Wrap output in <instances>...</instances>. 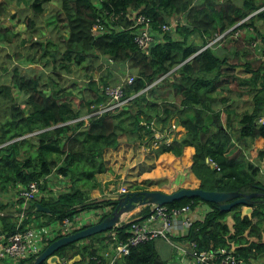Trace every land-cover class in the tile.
Listing matches in <instances>:
<instances>
[{"label": "trees", "instance_id": "16d2710c", "mask_svg": "<svg viewBox=\"0 0 264 264\" xmlns=\"http://www.w3.org/2000/svg\"><path fill=\"white\" fill-rule=\"evenodd\" d=\"M13 4L29 7L30 18L23 29L18 16L9 15L7 0H0V49L17 43L1 63L5 65L14 57L41 68H29L27 74H22L17 65L11 71L0 65L4 72L0 82V196L12 194L18 185L43 181L42 195L29 203L25 223L43 227L65 218L74 222L81 213L100 206L110 210L98 222L111 216L116 202L102 199L88 205L96 201L91 193L98 187L97 176L106 169L104 154L122 141L133 143L145 135L151 137L143 121L155 120L166 127L174 120L184 129L180 138L161 145L156 155L170 154L188 164V175L192 177L188 179L197 180L198 189L241 195L263 193L264 126L258 120L264 116V0H13ZM50 6L57 7L53 27L58 31L62 27L64 32L57 40L37 41V19ZM140 15L150 19L156 40L149 54L135 41L141 26L136 28L134 24ZM7 18L9 25L3 20ZM174 18L181 22L171 32L162 31L161 26L171 24ZM96 24L98 30L93 29ZM237 24L223 41L202 50L215 36ZM22 29L26 36H22ZM238 29L240 36L234 38ZM255 43L257 46L252 47ZM25 49L32 53L25 56ZM99 58L126 65L136 73L133 84L125 88L126 98L135 97L120 108L90 117L86 123L82 118L91 112L89 107L97 110L107 100L105 88L118 82H110L111 74L107 76L102 66L98 67L102 73L99 83L91 79L87 84L90 98H76L60 82L63 73H71L73 67L91 71ZM50 64L51 75L46 76L49 74L43 69ZM72 85L77 86L76 82ZM156 86L169 88L172 99L149 101L146 97ZM246 93L252 101L249 109L239 112L233 98ZM207 159L217 168L209 166ZM54 181L64 185L57 194L48 188V183ZM142 183L134 191L164 185L161 180ZM251 200L253 212L244 217L242 206L220 211L215 204L197 197L166 206L171 209L189 203L207 204L211 211L202 222L192 224L185 239L194 241L199 250H235L248 262L264 255V202H259L264 197ZM37 204L50 212L38 211ZM9 207V203L0 201V235L16 230ZM149 213L147 206L133 218ZM229 216L232 225L226 221ZM129 227L124 223L68 244L55 256L67 262L78 256L72 264L102 257L108 247V233L116 230L119 239H124ZM59 238L49 241L47 247ZM157 242L165 244L157 240L141 244L118 264H169L168 258L159 254Z\"/></svg>", "mask_w": 264, "mask_h": 264}, {"label": "built area", "instance_id": "2783aa9c", "mask_svg": "<svg viewBox=\"0 0 264 264\" xmlns=\"http://www.w3.org/2000/svg\"><path fill=\"white\" fill-rule=\"evenodd\" d=\"M239 24L232 27L221 35L215 36L212 42L207 47L218 41H223L224 35L231 30H234ZM136 26H141L137 28ZM134 27L137 28L135 41L141 50L149 54L150 46L155 43L154 35L150 27V19L145 16H138ZM99 25H94L93 29L98 30ZM172 25H162V31H168ZM240 30L234 31V38L240 36ZM253 44L252 47H256ZM264 58V56L262 57ZM112 63V61L110 60ZM135 76L126 75L119 83L109 85L105 88L104 94L107 98L106 102L98 107L97 110L92 106V111L82 119L87 123L90 117L101 115L116 108L122 107L133 97H125V88L133 84ZM161 80V79H160ZM156 81L154 85L158 84ZM94 110V111H93ZM76 121V120H75ZM74 121V122H75ZM173 121V122H172ZM169 126L163 127L157 125L155 120L150 122L143 121L141 124L146 126L147 130L151 131V150H158L161 145H169L174 139L181 137L182 128L175 124L174 120ZM258 124L264 126V116L259 118ZM147 139L145 136L144 140ZM207 163L212 168H217V165L207 159ZM43 183L31 182L26 186L18 185L17 190V207L19 212L14 214L16 230L11 234L0 235V261L9 264H20L32 260L39 256L49 244V241L54 240L53 234L57 232L61 237L74 233L75 221L68 218L61 222L55 223L53 227H35L32 222H26L27 209L29 203L33 202L36 197L41 196L40 186ZM120 193H127L124 187L120 189ZM203 203H189L177 208H167L166 205H156L150 213L144 217H135L138 213L126 215L122 217L120 224H130L126 232L128 235L124 239H119L120 234L114 230L109 234L108 247L102 253V257H89L84 264H118L124 257L128 256L131 250L141 244L157 240L168 244L173 251L174 258L169 261V264H248L243 258L239 257L235 250L220 248L217 250H199L194 241L187 240L189 230L195 222H202L206 215L211 211L209 206ZM142 207H139L140 210ZM106 212L107 209H103ZM138 210V211H139ZM141 212V211H140ZM139 212V213H140ZM95 213V210H94ZM83 214V213H82ZM101 212L95 213L94 223H97L101 217ZM88 219V218H87ZM93 223V224H94ZM58 236V235H57ZM61 264H68L62 258Z\"/></svg>", "mask_w": 264, "mask_h": 264}, {"label": "rangeland", "instance_id": "374dc122", "mask_svg": "<svg viewBox=\"0 0 264 264\" xmlns=\"http://www.w3.org/2000/svg\"><path fill=\"white\" fill-rule=\"evenodd\" d=\"M10 1L11 2L9 3L7 0L8 6H9V12H10L9 15L13 14V13L16 14V16H18V18L20 19L19 24L23 27V29H25L26 21L28 20V18H30V8L24 7L23 5L21 7H18L16 4H13V0H10ZM56 9H57V7L50 6V7H48V9H47V11L43 17H40L39 19L36 18L38 21L36 22L37 31H36V34L34 35V38L37 41H43V42L54 41V40L58 39V36L61 35L62 32H64V29L63 30L61 29L62 27L58 31L57 29H55L53 27V25H52L53 23H51V22H53V19H54L52 17L55 15V12L57 11ZM3 20L5 21L6 25H9V19L8 18L3 19ZM4 21L2 23H4ZM180 22H181L180 19L174 18V21L169 25H172L174 27L176 24H178ZM23 29L21 32H24ZM171 31H172V29L168 32H171ZM23 34L24 35H22V36H26L27 32L25 31ZM172 35H173V33H172ZM161 36L162 35H160V38L162 39ZM197 38L198 37L195 36L196 42L200 43V40ZM161 42H163V41H161ZM15 44H17V43L11 44L10 46L7 47L6 50L0 49V65H3V63H1V61L5 57V54L8 52L11 53L12 48H17V47H15ZM225 44H226V41L223 42L222 46L224 47ZM222 46H221V48H222ZM23 52H24L23 54L25 56L27 54L32 53V51H29L27 49L23 50ZM12 60H13L12 63H14V65H17L20 67L22 74H27V72L29 70L26 68L27 66H29L27 61H25V60L17 61L14 57ZM9 62L10 61L8 60L5 63V65H3V66H7V64H9ZM9 66H10V68H13L12 65H9ZM100 66H102L103 72L108 71V72H106L107 76L109 74H111L110 80L115 79L117 82H120L122 80V78H124L126 75H133V76L136 75V73L126 65L108 63L104 58L103 59L99 58V59H97L95 64H93V66L91 67V71L84 70L82 68H76V67L74 68L73 67L71 73L64 72L62 81L60 82L61 87L67 91L72 90L74 92V95L76 98H80L81 96H85L87 93H90L86 87H87L88 82H90L91 79H93L96 84L99 83L100 78L102 76V73L98 69V67H100ZM33 68L36 69L37 71L41 70V68L38 66L34 67V65H33ZM1 69L2 68H0V82H2L1 79H3V75H4V72L1 71ZM241 69L242 68L239 69V72H241L240 71ZM43 70L46 72V74H49L46 76H50L51 75L50 73L52 71V64H50L48 67H44ZM73 82H76L77 86L73 87V85H72ZM90 94H92V93H90ZM146 98L151 102L157 101L159 103L163 100H171L172 99L171 92H170L169 88L162 87V86H156L154 88V90L147 95ZM250 101H252L251 96H250V94H247V93L245 95L241 94L240 98H238V97L233 98V102H237L236 110L239 112L242 110H245V109H249ZM102 104H100V105H102ZM155 152H157V150ZM168 167H169V169H168L167 173L161 174L160 172L157 171L158 173L156 172L155 175L147 178V180L151 179L152 181L161 180V182L164 183V185H155L154 184L152 186H144L145 189L160 190V191L165 190L168 193V191L170 189V185H172L173 181H175L177 178L179 179L180 182H182V181L183 182H190L188 179H185V176L182 172H180L178 174V176L175 174V171L173 169V168H175L174 165L168 166ZM159 177H160V179H159ZM142 182L143 181H141L140 184H143ZM63 187H64V185L62 183H58L55 181L48 183V188L54 194L59 193L63 189ZM46 193H47V191H46ZM143 208L144 207H142L140 210L137 208L135 211H132V213L130 212V214L132 215V214L139 213ZM94 210H96V209L87 210L82 215H80L79 216L80 221L78 224H80V226H85L87 224H93L94 220L96 218ZM226 221L229 223V225L233 224V219L230 216L228 217V219H226ZM109 234L110 233H108V236H109ZM157 249H158V252L161 255V257L165 258V253L167 252L168 247L163 245L161 242H157ZM168 261H169V259H168Z\"/></svg>", "mask_w": 264, "mask_h": 264}, {"label": "crops", "instance_id": "0c3cea01", "mask_svg": "<svg viewBox=\"0 0 264 264\" xmlns=\"http://www.w3.org/2000/svg\"><path fill=\"white\" fill-rule=\"evenodd\" d=\"M3 49L6 50L7 47H4ZM9 65H12L14 67V63H12L11 61L9 62V64H7L8 71H11L12 68H10ZM26 68L27 69L33 68V66L29 64V66H27ZM112 81H116V80L115 79L110 80V82ZM91 95L92 94L87 93L85 97L90 98ZM90 109L92 111V106L89 107V110ZM180 128L182 127L180 126ZM181 132H182L181 134L185 133L183 128ZM145 136H147V139L144 140ZM145 136L143 137V139L136 140L133 143H127V142L122 141L116 149H109L105 152L104 160H105L106 169L103 173L97 176L98 187L92 191L91 199L97 200L100 198H104L105 196H117L121 192L120 189L123 187L127 191H134L135 189H137L141 181H152L151 179L147 180V178L155 175L157 171L160 172L161 174H165L166 170L169 169L168 166H173V165L175 166V168L173 169L177 176L180 172H182L185 176V179L192 178L191 176L188 175L189 173L187 171L188 164H186L184 161L180 162L179 160H177L175 157H173L170 154L160 155V156L156 155V152L154 149L153 150L149 149L150 144H151L150 136L149 135H145ZM188 180L190 182H183V181L180 182L179 179L177 178L175 181H173L172 185H170V189L168 193L177 191L182 188L198 189L199 182L197 180H192V179L191 180L188 179ZM162 191L166 192L165 190H162ZM17 194H18V190H15L12 194H9L5 197L0 196V201L10 204L11 209L9 210L10 211L13 210V213H12L13 218H14V214L19 212L20 210V209L16 210V208L21 207V205L20 207H17V197H16ZM99 201H102V200H99ZM95 209H96L95 213L101 212V214L105 213L104 212L105 210L103 209H107L106 212L110 210V208L106 206L104 207L100 206L99 208H95ZM80 215H82V213ZM129 215L132 216L131 214ZM79 216L75 221V228L83 227V226H80V224H78L80 221ZM7 221H10V219L8 218ZM2 223L3 222L0 218V229L2 227ZM55 225L56 224L54 223V224L43 226V227H53ZM57 235L59 234L55 232L53 234V237L54 236L56 237ZM165 257L168 258L169 261L175 259L173 255V251L170 247L165 253ZM0 264H9V263L0 261ZM248 264H264V255L258 257L255 260H249Z\"/></svg>", "mask_w": 264, "mask_h": 264}, {"label": "water", "instance_id": "95a60500", "mask_svg": "<svg viewBox=\"0 0 264 264\" xmlns=\"http://www.w3.org/2000/svg\"><path fill=\"white\" fill-rule=\"evenodd\" d=\"M200 198L204 202L215 204L220 211H230L236 206H242L241 216H250L253 212L254 203L251 200L253 197H264L263 193L259 194H245L241 195L237 192H220V191H205L202 189H189L182 188L177 191L166 193L158 190H146L142 192L129 191L127 193H119L117 196H105L104 198L91 201L88 205L94 204L99 200H106L110 202H116V206L111 216L105 218L101 222L92 224L91 226L74 232L67 236L53 241L32 263L26 264H61L58 256H55V252L60 248L78 242L90 236L107 232L108 230L119 226L122 217L132 213L139 207L149 206L150 210H153L156 205H167L183 198ZM264 202V200L259 201ZM37 210L41 212L49 213L48 208L42 207L40 204L36 205ZM79 257H75L69 261L68 264H72L78 261Z\"/></svg>", "mask_w": 264, "mask_h": 264}, {"label": "clouds", "instance_id": "9594fccd", "mask_svg": "<svg viewBox=\"0 0 264 264\" xmlns=\"http://www.w3.org/2000/svg\"><path fill=\"white\" fill-rule=\"evenodd\" d=\"M172 27H173V26H172ZM209 43H210V42H209ZM209 43H208V44H209ZM208 44H207L205 47H203L202 50L206 49L207 46H208ZM45 249H46V248H45ZM23 264H24V262H23Z\"/></svg>", "mask_w": 264, "mask_h": 264}]
</instances>
